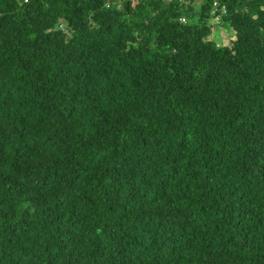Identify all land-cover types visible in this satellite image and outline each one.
<instances>
[{"label": "trees", "instance_id": "16d2710c", "mask_svg": "<svg viewBox=\"0 0 264 264\" xmlns=\"http://www.w3.org/2000/svg\"><path fill=\"white\" fill-rule=\"evenodd\" d=\"M0 264H264V0H0Z\"/></svg>", "mask_w": 264, "mask_h": 264}, {"label": "rangeland", "instance_id": "374dc122", "mask_svg": "<svg viewBox=\"0 0 264 264\" xmlns=\"http://www.w3.org/2000/svg\"><path fill=\"white\" fill-rule=\"evenodd\" d=\"M231 30L228 28H221L218 26V29H215L213 39L219 43L225 44L228 43V36L231 34Z\"/></svg>", "mask_w": 264, "mask_h": 264}, {"label": "built area", "instance_id": "2783aa9c", "mask_svg": "<svg viewBox=\"0 0 264 264\" xmlns=\"http://www.w3.org/2000/svg\"><path fill=\"white\" fill-rule=\"evenodd\" d=\"M181 21H185V19L184 18H181Z\"/></svg>", "mask_w": 264, "mask_h": 264}]
</instances>
